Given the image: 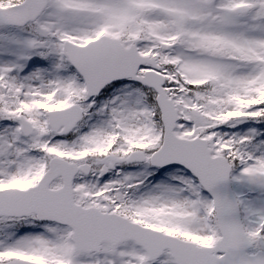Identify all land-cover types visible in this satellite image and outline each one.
I'll use <instances>...</instances> for the list:
<instances>
[{"label": "snow or ice", "instance_id": "snow-or-ice-1", "mask_svg": "<svg viewBox=\"0 0 264 264\" xmlns=\"http://www.w3.org/2000/svg\"><path fill=\"white\" fill-rule=\"evenodd\" d=\"M0 264H264V0H0Z\"/></svg>", "mask_w": 264, "mask_h": 264}]
</instances>
